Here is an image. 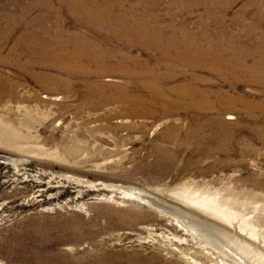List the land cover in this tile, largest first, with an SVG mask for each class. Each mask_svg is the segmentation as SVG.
I'll use <instances>...</instances> for the list:
<instances>
[{"label": "rangeland", "instance_id": "rangeland-1", "mask_svg": "<svg viewBox=\"0 0 264 264\" xmlns=\"http://www.w3.org/2000/svg\"><path fill=\"white\" fill-rule=\"evenodd\" d=\"M91 2L73 11L60 0H0V264H231L201 242L206 233L173 202L201 208L177 199L182 190L227 198L219 204L237 219L225 224L237 233L256 228V241L247 239L264 250V186L251 182L264 178V142L256 137L264 127V63L234 80L217 58L186 67L156 36L205 44L224 32L264 53V0ZM136 28L148 29L159 48L150 50L152 35L139 37ZM54 40L61 52L47 67L38 42ZM166 52L183 61H166ZM152 70L160 81L175 75L167 86L199 89L206 108L162 115L155 104L154 113L129 114L145 103L134 98H150L143 74ZM228 112L235 118L221 117ZM197 122L207 124L204 132L228 126L237 138L220 150L197 144Z\"/></svg>", "mask_w": 264, "mask_h": 264}, {"label": "bare ground", "instance_id": "bare-ground-1", "mask_svg": "<svg viewBox=\"0 0 264 264\" xmlns=\"http://www.w3.org/2000/svg\"><path fill=\"white\" fill-rule=\"evenodd\" d=\"M60 2L70 4V9L73 11L78 10L79 8L92 4L91 0H60ZM87 13H91V8L85 9ZM94 18V16H91ZM31 24V23H30ZM139 26V25H138ZM137 34L140 37L145 34H151L152 38L148 39L147 45L149 46L150 50H154V48H159L157 44V40L153 34L145 28L144 31H139L136 28ZM160 39V44H165L166 47L171 48L173 51H178L184 57L185 66L192 69L197 66H205L208 64H212V59H205L203 63V59L205 57L210 58H217L218 59V66H230L231 69L229 72H226L228 76H230L234 80H239V73H241L242 68H248L252 70H258L259 64L264 63V53L259 48H254L250 46H246L240 41H238V35H228L226 33H222L221 37L218 39H208L206 37L205 44L202 43V39H197L191 36L190 41H182L186 34L182 36L178 35H170V37L165 40L162 34L156 35ZM33 39V38H32ZM62 45L66 46L69 44L70 38L66 37L61 39ZM37 42L36 40L30 41L29 48ZM193 42L196 44L193 46ZM39 48L41 51L44 52L43 61L44 66L49 67L50 63H52L56 58L59 57L58 53L61 52L58 40L54 41H44L38 42ZM215 45V47H212ZM207 46V47H205ZM165 47V48H166ZM164 58L166 61H183L178 57H174L170 52H166L164 54ZM253 60V62L248 64V59ZM56 63V62H55ZM19 64V63H18ZM25 64H30L27 61ZM57 64V63H56ZM67 65V60L64 62ZM58 65V64H57ZM164 65H166L164 63ZM252 65V67H251ZM59 66V65H58ZM22 67V66H21ZM107 67V66H105ZM108 68V67H107ZM114 68V66H113ZM116 69L118 71H122L121 65H117ZM6 70V69H5ZM150 69L147 71L149 72ZM264 70V69H263ZM135 74V71L133 72ZM225 74V73H224ZM138 75V71L136 72L135 76ZM173 77V78H172ZM145 89L149 91V99L148 98H134L133 101L138 103L137 101H145L143 107L139 110H130L129 114L132 115H140L142 117V113H154V106L157 105L159 109V113L162 115H170L172 112L179 111L181 108H197V109H205L208 100L202 97V92L199 91L194 86L188 87L189 94L185 92L186 85L185 83L178 82L177 86L171 87L167 86L170 82L166 81L165 79H174L175 75L167 73L165 79L160 81L158 75L154 74L152 70L150 75L147 73L143 74ZM127 84L130 85V80H127ZM164 84V86L162 85ZM167 90V91H166ZM119 100V103H123V97H117L116 100ZM239 104H243L240 100H234ZM226 101H222L225 103ZM175 110V111H174ZM142 112V113H140ZM221 117L234 119V115L231 112L222 113ZM202 119V118H201ZM204 122H197L195 123L191 129L193 132L198 133L199 136L193 135V141L200 145L205 144H213V150H220L222 148L228 147L230 145H225L224 143L235 140L237 138L236 132L232 129L228 128V126L222 125H215L214 127L210 126V129L207 132L202 130ZM199 126V128H198ZM172 127V128H171ZM173 129V125H169L168 129L164 132V136L167 139H171L172 135L170 131ZM190 130V131H191ZM203 133V134H202ZM256 137L261 139V142H264V127L257 130ZM192 132H188V137L191 138ZM17 136V135H16ZM17 140V139H16ZM230 150H234L238 154H247L249 150H236L234 148H230ZM204 151V152H203ZM203 153L201 155H206L208 150H202ZM242 156V155H241ZM260 174V173H259ZM252 184L255 187H262L264 186V178H253L251 180ZM147 191V190H146ZM131 192V191H130ZM246 195L252 196L254 198L255 191L253 190H245ZM174 194V193H173ZM176 198L179 200H186L188 202L194 203L201 208H194L190 209L186 207L182 203L175 202L176 206L183 207V210L187 213L190 219L194 222V226H196L202 233H206L205 236L208 238L204 242L205 244L211 245L218 253L222 256L226 257V259H230L231 264H264V250L260 249L259 245L255 243H251L248 241L247 237L251 240H255L257 238L256 228H243L242 226L238 227L239 233H245V235H240L236 232V228L232 225V222L236 220L237 213L234 211L233 207L226 208V204L222 205L219 202L223 199L227 198H218L215 196H204V195H195L194 192L188 190H182L179 192H175ZM132 197V195H131ZM163 199V198H161ZM185 201V202H186ZM156 209V208H155ZM182 210V209H181ZM167 213V212H166ZM168 215V214H167ZM209 220V221H208ZM211 221V222H210ZM244 222V221H243ZM218 224L219 227H216L214 224ZM182 226V225H181ZM177 227V226H176ZM183 228V227H182ZM185 229L192 234V228ZM189 234V233H187ZM195 235V234H194ZM256 241V240H255ZM215 244L218 245H213ZM229 261V260H228Z\"/></svg>", "mask_w": 264, "mask_h": 264}]
</instances>
